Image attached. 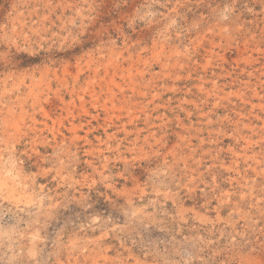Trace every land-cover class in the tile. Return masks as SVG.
Listing matches in <instances>:
<instances>
[{"label":"rangeland","instance_id":"rangeland-1","mask_svg":"<svg viewBox=\"0 0 264 264\" xmlns=\"http://www.w3.org/2000/svg\"><path fill=\"white\" fill-rule=\"evenodd\" d=\"M0 264H264V0H0Z\"/></svg>","mask_w":264,"mask_h":264},{"label":"bare ground","instance_id":"bare-ground-1","mask_svg":"<svg viewBox=\"0 0 264 264\" xmlns=\"http://www.w3.org/2000/svg\"><path fill=\"white\" fill-rule=\"evenodd\" d=\"M164 61H165V60H164ZM164 61H163V62H164ZM160 64H161V63H160ZM163 66H164V65H163ZM169 66H170V65H169ZM143 70H144V69H143ZM149 71H150V70H149ZM146 73H147V72H146ZM258 91H259V90H258ZM257 94H258V93H257ZM238 116H239V115H238ZM251 123H252V122H251ZM7 182H8V181H7ZM3 184H4V183H2V185H3Z\"/></svg>","mask_w":264,"mask_h":264}]
</instances>
